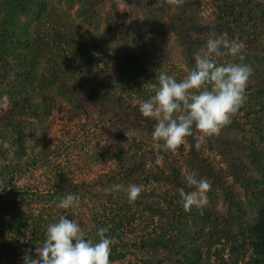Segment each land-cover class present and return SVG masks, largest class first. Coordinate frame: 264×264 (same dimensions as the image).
I'll return each mask as SVG.
<instances>
[{
	"label": "trees",
	"instance_id": "obj_1",
	"mask_svg": "<svg viewBox=\"0 0 264 264\" xmlns=\"http://www.w3.org/2000/svg\"><path fill=\"white\" fill-rule=\"evenodd\" d=\"M104 2L0 0V140L9 144L7 150L0 146V264H22L28 249L34 255L47 225L60 216L76 220L93 240L98 238L99 228H107L106 235L115 240L110 252L114 264L126 257L119 243L125 238V212L130 209L141 212L151 228L133 243L146 254L141 258L144 264H208L199 236L189 225L190 217L201 208L186 212L180 203V190L186 187L181 167L169 161L166 168L153 169L148 153L129 154L128 135L136 132L153 140L156 121L141 115L140 101L125 95L114 76L102 72L90 79L80 77L81 66L93 68L101 63L97 55L87 51L86 45H92L87 32L92 31L84 30L81 35L68 10H74L83 25L96 30L103 22ZM62 4L67 9L59 11ZM204 4V0H180L178 4L173 0H137L129 18L115 22L113 30L120 34L121 44L138 45L158 29L165 16L190 71L195 55L203 53L209 38H234L243 25L239 19L204 15ZM84 36L91 42L83 43ZM242 52L243 63L253 69L245 92L252 101L261 103L256 111L264 122V54L258 51L255 40L242 47ZM57 116L65 128L55 137L57 146L75 148L78 154L88 148L85 155L100 164L101 170L83 179L63 167L46 181L32 175V169L38 168L36 148ZM251 116L233 114L218 135L201 141L199 149L195 147L199 132L186 138V164L217 190H254L264 182L257 176H264V143L258 134L246 137L243 120L249 122ZM30 151L35 154L31 162L27 160ZM207 151L216 152L225 168L218 167ZM23 178L27 180L21 182ZM115 184L144 187L138 199L129 203L123 190L109 191ZM68 193L79 195L78 207H58ZM250 232L255 254L252 263L264 264V211Z\"/></svg>",
	"mask_w": 264,
	"mask_h": 264
},
{
	"label": "rangeland",
	"instance_id": "obj_2",
	"mask_svg": "<svg viewBox=\"0 0 264 264\" xmlns=\"http://www.w3.org/2000/svg\"><path fill=\"white\" fill-rule=\"evenodd\" d=\"M136 2L137 0H105L103 22L96 30L83 25L74 10L68 11L81 29V35H84V30L92 31L87 32L92 42L85 36L81 40L83 43H92L85 44L87 51L90 49V54L97 55L101 63L93 68L81 66L80 77L90 79L105 72L104 74L119 79L125 95H131L141 102L154 95L153 85L158 84L157 76L161 71L173 75L179 81L189 70L176 35L170 29L165 16L160 19L158 29L140 44H121L120 34L113 30V24L128 19L135 9ZM204 3V15L230 20L239 19L243 23L236 37H227L230 43L236 41L245 47L255 40L258 51L264 54V3L261 0H204ZM66 9L64 4L59 5V11ZM245 94L247 95L245 103L234 115L242 118L251 114L249 122L243 120L247 129L246 137L258 134L259 141L264 143V122L259 120L261 113L256 111L261 107V103L252 101L247 92ZM58 117L52 121L46 138L36 148L38 168L36 171H34L36 168L32 169V175L38 180L46 181L56 174V170L63 167L75 178L83 179L92 171L101 170L100 164L92 162L85 155L88 148L78 154L75 148L57 146L59 142L55 137H60V133L65 130ZM160 143L162 142L148 139L136 132H131L127 138L129 154L148 153L151 156L150 168L156 169L158 166L166 168L168 162L172 161L181 167L184 177L191 174L197 179L201 178L186 164V141L174 152L162 150ZM207 155L218 167L225 168L223 159L216 152L207 151ZM34 156V152L30 151L27 160L33 161ZM257 176L259 180L264 181L263 174L257 173ZM25 180L27 179L23 178L21 182ZM206 180L210 185L206 192L207 202L189 219L193 233L199 236L198 242L203 247L204 260L208 264H253L252 257L255 254L250 230L259 214L264 211V182L254 190L246 191L233 190L231 187L227 190H217L210 180ZM140 186L143 188L144 184ZM161 189L164 191L166 187ZM182 189L186 192L193 190L187 184ZM182 210L185 211L183 207ZM125 214L127 215L125 219L127 223L124 226L125 238L119 243V249L126 252V257L114 264H144L141 258L146 254L136 250L133 243L150 232L151 228L147 226L145 216L141 212L130 209L126 210Z\"/></svg>",
	"mask_w": 264,
	"mask_h": 264
},
{
	"label": "clouds",
	"instance_id": "obj_3",
	"mask_svg": "<svg viewBox=\"0 0 264 264\" xmlns=\"http://www.w3.org/2000/svg\"><path fill=\"white\" fill-rule=\"evenodd\" d=\"M180 3V0H173ZM230 57L229 61H221ZM242 45L229 42L222 37L209 38L203 53L194 57V67L181 80L161 71L158 84L153 85L154 95L143 100L138 110L145 118L156 121L152 139L160 143L164 151L174 152L185 143L187 137L199 132L195 147L199 149L205 138L218 135L222 127L230 123L231 117L245 103V90L252 75L251 65L243 63ZM239 60L241 62H233ZM4 96L3 101L7 102ZM6 106V103L5 105ZM3 149H9L6 140H0ZM9 161H16L11 152ZM192 191L180 190V203L186 212L193 207L201 208L207 202L206 192L210 185L204 178L194 175L184 177ZM123 190L129 203H134L142 187L130 184L112 185L109 191ZM80 204L75 193L63 196L58 207L74 209ZM107 228L97 230V239L88 238L81 225L74 219L60 216L46 227L45 238L34 250L28 249L22 256V264H111L110 252L114 238L106 235Z\"/></svg>",
	"mask_w": 264,
	"mask_h": 264
}]
</instances>
